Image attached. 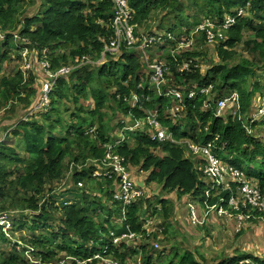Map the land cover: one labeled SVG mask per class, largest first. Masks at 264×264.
<instances>
[{
    "label": "trees",
    "instance_id": "16d2710c",
    "mask_svg": "<svg viewBox=\"0 0 264 264\" xmlns=\"http://www.w3.org/2000/svg\"><path fill=\"white\" fill-rule=\"evenodd\" d=\"M128 2L133 11L132 24L142 38L131 49L123 45L119 52H106L103 56L106 47L116 38L113 29L116 7L112 0H41L34 14L27 13L24 7L27 0H0V28L6 34L0 40V66L15 58L11 52L29 49L30 54L40 58L48 56L52 70L74 67L59 77L51 94L52 103L36 112L34 115L40 117L32 121L25 117L40 101L41 86L36 101L31 100L36 94L33 87L36 76L25 81L23 73L15 71L0 77V136L8 135L0 143V216L12 220L9 234H13L9 235L0 225V264H35L25 256L30 247L34 248V256L42 260L57 256L63 250L64 257L69 258L67 264L208 263L198 247L184 249L180 243L181 246L170 249L166 247L169 243L157 241V233L149 234L144 228L151 210L157 212L160 208H153L152 194L132 203L123 224L112 221L110 213L115 209L106 207L105 199L98 198L107 189L105 184L113 185V179L95 177L93 174L99 165L94 160L104 157V145L117 137V130L124 122L142 120L147 111H158L163 127L175 140L184 141L180 144L171 139H154V128L147 132H142L144 128L139 132L126 131V138L133 137L135 143L125 140L118 153L124 156L133 175L142 176L138 182L143 186L151 182L161 185L162 194L154 198L166 212L168 228L173 219L170 207L176 201L187 203L202 195L199 201L228 209L231 194L239 193V183L232 180L231 188L220 186L213 191L216 197H205V188L210 182L202 165L205 160L190 151L189 143L212 142L215 154L246 172L249 184L258 181L264 194V160L261 164L257 162L259 156L264 158V143L246 126V121H255L256 98L264 90L261 81L264 78V0ZM248 4L246 14L239 13ZM228 18L236 19L231 27H225ZM155 19L159 23L153 28ZM206 20H212L215 30L208 26L200 29ZM246 29L250 32L248 36ZM211 30L221 37L215 35L220 41L209 43ZM16 34L21 37L18 41H15ZM144 36H156L160 40L142 48ZM189 42L192 47H184ZM241 44L253 56L252 60L236 61V55L242 57L237 52ZM210 50H216L220 61L213 62L203 72L197 64L211 57ZM186 62L190 67L184 69ZM153 64L165 69V81L161 85L151 81L155 73ZM209 85H213L212 96L188 97L190 90ZM161 89H177L185 94L179 101L165 97ZM226 91H236L239 95L234 113L228 111L229 106L223 114L219 113L217 101ZM134 94L141 98L140 102L134 100ZM254 165L257 170L252 168ZM69 166H72L70 174L66 171ZM68 176L74 184L79 181L97 184V194L86 187L66 189L77 198L74 197L73 203H61L60 212L54 200L59 195L53 191ZM66 190L61 194H67ZM112 194L113 188L107 192L108 198ZM43 198L45 202L41 204ZM20 209L33 211L28 214V223L18 220L25 216V212H16ZM98 211L100 215L95 220L94 214ZM166 221L159 222V227ZM18 223H22L19 229L28 230L20 238L14 237ZM132 233L136 234L132 243L125 238L115 242ZM59 238L63 240L57 246L61 250L47 251ZM156 243L159 249L155 248ZM245 259L251 262H241ZM223 263L264 264V258L240 253L223 259Z\"/></svg>",
    "mask_w": 264,
    "mask_h": 264
},
{
    "label": "rangeland",
    "instance_id": "374dc122",
    "mask_svg": "<svg viewBox=\"0 0 264 264\" xmlns=\"http://www.w3.org/2000/svg\"><path fill=\"white\" fill-rule=\"evenodd\" d=\"M40 3H41V0H27V3L25 4L24 7L27 9L28 14H34L38 12V9L40 8L39 6ZM247 8H249V4L245 8L242 7L240 9V13L244 12L246 14ZM158 15L159 13H156V16ZM17 17L20 18L21 15ZM210 21L212 20H207L208 23H210ZM157 23L159 22L156 19L152 22L153 28L157 26ZM142 32H144L143 29H142ZM221 32L222 31H220L219 33L221 34ZM222 34H224V32H222ZM249 34L250 32L246 29V35L248 36ZM215 35L221 38L217 33L213 32L214 40L216 39L219 40V38H216ZM190 44H192V42L187 43L184 47L191 46ZM182 47L183 45L181 44V48ZM237 50H238L237 52L240 55H242V57H239L238 55L235 56V59L237 62H240L242 58H246L250 60L253 59V56L250 55L248 52H246L242 44L237 48ZM25 52L27 53L25 54ZM25 52L24 53H19L16 51L11 52L12 55L15 53V58L13 60L5 61L0 66L2 67V70H0V77L2 75H11L15 71L17 72L21 71L23 73L24 80L29 81V78L32 75L33 76L35 75L36 81L33 82V87L36 88V91H35L36 94L31 97V100L34 102L36 101V98L38 97V93L40 94V92L37 93V91H39V87L43 85V88H44V85L46 83L48 82L51 83L52 81V76L50 75V72L48 71V68L46 66L47 59L49 58L48 56L40 58L36 54H30L28 51H25ZM210 55L211 57L205 60H202L200 63L197 64L199 67L202 68L203 72L211 68L213 62L219 63L220 61V59H218L216 50H210ZM93 64H97V63H93ZM184 67L186 68L185 64L183 65V68ZM55 71L56 70H52L51 72H55ZM261 81H263V86H264V78H261ZM258 93H264V90L259 91ZM260 99H262L261 101H263V98H260ZM257 105H259V102ZM228 111L231 112V108H229ZM232 113H233V110H232ZM39 117H40L39 114L36 116L32 115L31 118L27 117L26 120L32 121ZM254 119L255 121H252L250 123L246 121L247 130L250 133H253L256 136V138H259L264 143V116L257 114L254 117ZM5 124H8V122H6ZM121 128H118L117 134L121 131ZM122 135L123 137H126V134L124 131ZM9 137H12V136L10 135ZM11 139H12L11 142H13L14 139L13 138ZM176 141L182 142L184 140L181 139V140H176ZM127 142L130 144H134L135 139L132 137V139H129V140L127 139ZM155 153L159 155H164L162 151H156ZM263 160H264L263 156H259L257 158V162H259L260 164L262 163ZM202 165L204 167V164ZM223 165H224V169L222 173L219 175V182L222 183V185H225V189L231 188L230 182L234 179H236L234 180L235 182L243 184V185L247 183V181L250 182L248 178L249 176L242 175L238 177L240 179L235 178L236 176L234 177L233 173L239 172L240 169L239 170L237 169V171H235V168L231 165L229 161H226ZM78 167H81V166H78ZM252 168L255 170L258 169L257 165L252 166ZM71 170H72V166L71 168L69 166V169L66 171L68 174H70ZM132 176L134 179H137L140 182L143 179L141 175L135 176L132 174ZM112 179L114 181V182L112 181L113 185L110 186L109 184L108 185L105 184V188L107 189L100 197L98 196V198L105 199L106 203L105 202L104 203L106 204V207H109L112 210L113 208L116 209L114 212L111 213L112 221L116 222L117 219L119 218V214L121 213L123 209V204L121 203H124V202L122 200H118L115 196H113V194L111 196L112 198H108L107 192L111 191L112 188L114 190L118 183L115 177ZM206 179L208 180L209 177L206 176ZM81 182L82 181H79L77 184L76 183L74 184V181L71 180L70 176H68L63 184L61 185L58 184V186H55L54 188L55 190L53 191V194H56L59 196L55 197L54 200L60 212L61 210L59 208V205L61 206V203H64V202L73 203L75 198H77V196L75 195L72 196L69 193V191H67L66 189H73L75 186L80 187V188L86 187V188H89L90 192H92L93 194H97V190H96L98 186L97 184L88 185L87 183L82 182L83 185L79 186ZM160 187L161 185L156 184L155 182H151L150 185L147 187L145 186H142L141 188L136 187V190L138 194L140 195H138L135 199H139L141 197L147 198L148 196L152 194L151 201L153 202V208L155 206L160 207L157 212H155V210L152 209L151 216L146 218L147 222L143 224L146 230H148L149 228H151L152 226L156 225L157 223L161 221L168 220V218L165 217L166 212L164 208H161V206L158 203V199L154 198V195H159L160 193L162 194V191H160ZM215 187L216 185L214 181H210L208 183V186L205 188V197H207V194H209L208 196L210 197H216L217 193H213V189ZM248 188L254 190L255 192L252 191L249 194L247 193L239 194L236 191H234L231 194L232 197L230 199L228 209L222 208L221 205L210 206V203L207 201L206 203L199 201L202 195L199 196V198L195 200L188 201L187 203L183 202V200H180V202L176 201V205L174 203L175 206L170 207V212H171L170 215L173 218L172 225L171 227L169 226L168 228L167 226L168 221L164 223L163 225L164 228L162 229V231L158 232L157 241L158 242L164 241V243H169L166 247L170 249L174 245H180V243L183 244L184 249L192 248V250H194L196 247H198L199 253L201 254V256L206 257V259L208 260L207 264H221L223 262V259L229 258L231 256H234L240 253L241 254L251 253L252 255H257L259 258H264V215H261V213L264 211V206H262V204H264V194H262L261 192V188L259 186L258 181H254L251 184H249ZM217 189L215 191H217ZM237 189L239 190V187H237ZM65 190H66L65 193L67 194H61V192ZM258 191H260L262 198L259 196V198L256 199V201L254 200L255 204H253L250 201L254 198V195L252 193H255L256 195V193L258 194ZM80 192L83 193V190L82 191L80 190ZM166 195H168V193ZM118 201H121V203H119ZM223 201L224 199L221 198V203ZM44 202H45V198L42 199L41 204H43ZM192 206L196 207V212L200 220V223H194L192 221L191 211H190ZM47 207H49V205ZM128 209H130V207ZM116 211L118 214H116ZM16 212H19V213L25 212L23 214L25 216L19 217L18 220L28 223V221H30L28 214L32 213L33 211L27 210V209H20V210H16ZM97 215H100V212H97L94 214L95 220L98 219L96 218ZM108 216L109 215H106L105 217H108ZM150 221L152 222L151 224L149 223ZM10 224H12V220H10ZM21 224L22 223H18L16 225L15 234H14V237L16 238H20V235L24 233V231L28 233V230L26 231V230L19 229ZM4 231L9 234V229L7 227H4ZM10 234L13 236L12 233ZM125 239L130 243H132L131 241H133L132 237L125 238ZM58 240L59 241L56 242L54 246H50L47 251L57 252L58 250H61L57 246L62 245L63 240L61 238H59ZM19 243L21 245H25L26 247H28V244L26 242L20 241ZM57 253H58L57 256H53L45 260H42L41 258L34 256V254L31 253V251L28 254L26 252L25 256L28 257L32 263H35V264H58L59 262H61V264L64 262L66 263L69 258L64 257L65 252L61 250ZM60 257H62L63 259H61ZM250 262L251 260L249 259L248 263ZM227 264H230V263H227Z\"/></svg>",
    "mask_w": 264,
    "mask_h": 264
},
{
    "label": "built area",
    "instance_id": "2783aa9c",
    "mask_svg": "<svg viewBox=\"0 0 264 264\" xmlns=\"http://www.w3.org/2000/svg\"><path fill=\"white\" fill-rule=\"evenodd\" d=\"M112 1L114 2L115 7H116L115 15L113 19V29L115 31L116 38L115 40L111 42L110 45L106 47V50L104 51L103 56H105L106 52H111V53L119 52L120 48H122L123 45L131 49L132 47H135L138 41L142 38V35H137L136 33V25L132 24L133 11L129 5L128 0H112ZM235 22H236V19L228 18L227 25L225 27H231L235 24ZM206 26L210 27V29H214V25H212V22L210 21V23H208L207 20H206V24H202L200 26V29L201 28L204 29ZM212 31L213 30H211V33L208 37L209 43L214 41ZM5 38H6V34L0 28V40H3ZM15 38H16L15 41H18L21 37L18 34H16ZM143 38H144V41H143V44L141 45L142 48L148 47L147 45L149 43H152L154 40L155 41L160 40V38L156 36L155 37L144 36ZM25 51L29 52V49H24L20 53H24ZM26 53L27 52H25V54ZM99 62L100 61L96 63H99ZM82 64H85V63L82 62ZM46 66L48 68V71L50 72V75L52 76V81L51 83L49 82L46 83L44 85V88H43V85H41V92H40V97H39L40 101L36 105V107L32 109L31 112L26 115L25 119H27V117L30 118L36 112L46 109L52 103L51 94L58 82L59 77L61 75L69 73L70 70L74 68V67L68 66V67H64L59 70H56L55 72H51L52 69L50 68V63L48 60H47ZM185 66L186 68H189V63L186 62ZM151 67H153L155 70V73L151 79L152 83L161 85L162 82L165 81V69L160 64H153L151 65ZM212 89H213V85L203 86L199 89H192L189 91L188 97L193 98V97H196L198 94H204V95L206 94V95L212 96ZM161 92L165 97L172 98V99H178L179 101L182 100V98L184 97L183 94H185L177 89H167L165 91L161 90ZM133 97L135 101L137 102L141 101V98L137 94H134ZM260 98H263V101H261L262 99ZM256 100L259 102V105H257L258 115L263 116L264 115V93L261 97L256 98ZM238 105H239V95L236 91L234 92L226 91L223 97L217 101V107H218L219 113H222L228 106L229 108H231V112H232V110H235L234 107L235 106L238 107ZM177 110L179 111L180 108L177 107L176 111ZM146 116L142 120L135 119L133 122H129V121L124 122L125 125L121 128V131L117 134V137L113 141H110L104 145V148H105L104 157L101 160H94V162L98 163L99 165L98 169L94 171L93 175L95 177L100 176V175L102 177H107L109 179H112L115 177L118 182L117 187L115 188V190H113V196H115L118 200H122L124 203H121V201H118L121 204H123V209L121 211V216H119L116 223L123 224L126 221L127 215L129 212L128 208L136 200L135 198L138 195H140L138 194L136 187H140V188L142 187L139 184L138 180L133 178L132 172L129 166L126 164L124 156L118 153L119 147L124 144L125 140H127L126 137H123L122 135L123 131L124 132L126 131H132V132L138 131L139 132L140 130L144 128V131L142 130V132H145V131L147 132L149 131V128H154L156 131V133L153 136L154 139H158L160 141H166L168 139H171L174 142L176 141L173 138L172 133H170L169 130L163 127V125L161 124L159 120L158 111H147ZM7 136H8L7 134H5L4 136H0V143L4 142ZM177 143H181V142H177ZM188 146H189L190 151L194 155H200L205 160L204 172L209 177V180L214 181L216 185L213 191H215L220 186H224L222 185V183L219 182V175L222 173L224 169L223 164L226 162V160H224L222 157L215 154L214 152V149H216L215 145L212 142H210L206 145H198V144L189 143ZM237 169L238 168H235V171H237ZM233 175L234 177L236 176L235 178L237 179H240L238 177L242 175L247 176L246 173L243 172L242 170H239V172L233 173ZM82 182L79 186L83 185ZM248 186H249L248 181L244 185L239 183V186H238L239 194H246V193L249 194L252 191H254L248 188ZM252 194L254 195V198L250 201L253 204H255L254 200L256 201V199H258L259 196L262 198L260 191H258V194L256 193V195L255 193H252ZM208 195L209 194H207V197H210ZM262 206H264V204H262ZM190 211H191L192 221L194 223H200V220L196 212V207L192 206ZM10 220L11 219H9L7 216H0V225H2L3 227H7L9 229L11 227ZM149 223L151 224L152 222L150 221ZM163 228H164L163 226L159 227L157 223L156 225L148 229L149 234L150 233L158 234V232L162 231ZM135 235H136L135 233H132L130 235H124L121 238H118L117 240H115V242H118V240L122 238H131V237L133 238ZM155 248L159 249V243L155 244ZM30 251L31 253H33L34 248L30 247L26 251L27 254L30 253ZM241 262L248 263L249 259H245ZM62 264H67V263L64 262Z\"/></svg>",
    "mask_w": 264,
    "mask_h": 264
},
{
    "label": "bare ground",
    "instance_id": "6f19581e",
    "mask_svg": "<svg viewBox=\"0 0 264 264\" xmlns=\"http://www.w3.org/2000/svg\"><path fill=\"white\" fill-rule=\"evenodd\" d=\"M22 56V55H21ZM45 57V56H44ZM180 65V64H179ZM184 69H185V67H184ZM166 83V82H165ZM156 85V84H155ZM154 85V86H155ZM156 90H157V88H156ZM162 90V89H161ZM183 99V98H182ZM126 134V133H125ZM154 140V139H153ZM225 149V148H224ZM225 157V156H224ZM114 209V208H113ZM116 210V209H115ZM99 212V211H98ZM105 213V212H104ZM106 214V213H105ZM111 214V213H110ZM98 217V216H97ZM3 228V227H2ZM116 238V237H115Z\"/></svg>",
    "mask_w": 264,
    "mask_h": 264
},
{
    "label": "water",
    "instance_id": "95a60500",
    "mask_svg": "<svg viewBox=\"0 0 264 264\" xmlns=\"http://www.w3.org/2000/svg\"><path fill=\"white\" fill-rule=\"evenodd\" d=\"M139 184H140L141 186H143V183H140V182H139Z\"/></svg>",
    "mask_w": 264,
    "mask_h": 264
},
{
    "label": "crops",
    "instance_id": "0c3cea01",
    "mask_svg": "<svg viewBox=\"0 0 264 264\" xmlns=\"http://www.w3.org/2000/svg\"><path fill=\"white\" fill-rule=\"evenodd\" d=\"M257 256V255H256Z\"/></svg>",
    "mask_w": 264,
    "mask_h": 264
}]
</instances>
